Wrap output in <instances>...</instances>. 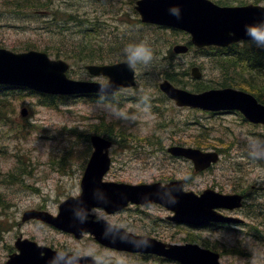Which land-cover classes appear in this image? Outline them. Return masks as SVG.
I'll return each instance as SVG.
<instances>
[{"label":"rangeland","instance_id":"1","mask_svg":"<svg viewBox=\"0 0 264 264\" xmlns=\"http://www.w3.org/2000/svg\"><path fill=\"white\" fill-rule=\"evenodd\" d=\"M53 1V9L63 7L61 0ZM133 1L82 0L81 5L72 1L68 3L73 7L80 6L74 16L84 11L94 15V9H105L110 15L122 16L106 17L101 22L112 28L129 29L132 41H144L152 49L153 55L148 62L134 63L137 76L133 88L119 92L113 103L75 100L53 108L39 104L36 96H13L11 110H3L5 116L0 119V179L12 171L16 173L19 159L23 161L24 165L20 164V167L22 170L25 168L26 173L21 170L17 181H0V264L13 252L14 240L19 235L78 255L94 256L102 264H162L139 255L104 249L87 235L75 240L37 222H20L22 212L27 209L44 207L56 214L60 201L80 193V179L91 151L86 135L109 125L115 133V146L110 150L113 166L105 177L106 181L137 184L164 182L168 177L184 178L187 179L186 188L194 192L206 187L230 192L247 184L246 193H257V197L248 201V209H244L252 211L255 204L264 207V193L260 191L264 184V129L247 125L236 114L210 117L199 110L177 107L173 101L166 100L157 89L161 76L151 70L150 64L156 60L158 49L166 53L176 43H185L187 36L153 26H137L133 20L138 18L133 14ZM224 1L231 4L257 1L264 5V0ZM24 10L16 9L14 12L0 8V47L13 50L12 47L22 48L25 43H32L35 47L46 48L49 42L56 41L49 31L48 21L41 18L32 20V17L47 15H38L34 9ZM55 16L67 17L61 13ZM95 50L98 55L100 49ZM209 53L213 51H208L207 56L204 52L192 50L185 55H175L173 62L181 71L188 72L192 62L197 64L202 69V83L213 85L216 82L209 79L223 81L225 77ZM71 72H74V79L104 81L102 78L92 79L81 66L72 67ZM192 82L199 85L197 81ZM186 88L190 89L189 86ZM135 97L142 98L146 106L128 100ZM21 107L28 111L24 118L19 116ZM200 133L205 142H200L201 149L218 147L222 151L220 161L211 171L195 173L187 162L166 157L164 151L167 146L191 143L195 146L194 141L199 139ZM208 133L207 139L204 136ZM254 149L260 155L254 156ZM230 176L234 180H229ZM92 213L96 219L104 218L129 232L152 236L166 243H183L188 235H195L197 239L215 246L218 252L231 250L238 244L236 248H242L246 256L225 253L222 257L224 264H264V215L260 216L261 220L254 221L248 217L247 227H241L234 233L226 228L191 231L166 224L164 219L170 213L159 206L129 208L110 216L97 209ZM258 221L262 223L260 229ZM250 226H253L251 230ZM256 232L262 240L252 236Z\"/></svg>","mask_w":264,"mask_h":264},{"label":"water","instance_id":"2","mask_svg":"<svg viewBox=\"0 0 264 264\" xmlns=\"http://www.w3.org/2000/svg\"><path fill=\"white\" fill-rule=\"evenodd\" d=\"M179 7V17L169 9ZM135 10L145 23L158 24L187 31L191 34V42L198 47L206 45L228 46L239 40L252 39L245 34L244 26L264 18V8L224 7L220 8L208 0H138ZM186 46L174 47L175 53L186 52ZM68 66L62 61H50L46 54L28 51L12 53L0 49V84L18 85L47 94L75 95L82 93H114L122 87L133 85L134 71L130 64L119 63L106 66H89L87 70L93 75L109 77L106 84L72 81L66 78ZM194 78H199L197 69H192ZM160 89L178 105H187L203 110H239L249 121L264 124V106L243 91L232 88L213 89L199 94H191L176 89L167 81L160 84ZM24 114V113H22ZM94 151L88 162L81 181V194L77 198H68L59 205V214L53 218L46 213L39 216L45 222L66 231L70 226H80V230L90 231L101 243L123 250L143 249L145 252H156L169 258L177 259L183 264H217L216 258L199 257L193 245L175 246L168 250L154 240L145 237L118 235L116 228L103 221H85L87 212L92 207H101L112 213L133 202L136 204L160 202L175 212L176 221L200 223L212 219L211 209L226 205L227 197L206 191L197 198L191 193L181 191L180 182H171L166 186L160 183L149 185H128L102 182L101 178L109 164L107 153L110 142L97 136L91 138ZM175 154H182L202 169L211 161H216L215 153H203L199 150L173 147ZM233 201V200H232ZM238 197L230 206H239ZM35 213H25L24 219L36 217ZM91 224V225H90ZM90 225V226H89ZM89 226V227H88ZM20 254L12 255L6 264H66L69 256H58L49 249L37 248L33 243L23 241L16 243ZM45 252L40 256V252ZM207 253V252H206ZM72 264H91L88 258L72 257Z\"/></svg>","mask_w":264,"mask_h":264},{"label":"trees","instance_id":"3","mask_svg":"<svg viewBox=\"0 0 264 264\" xmlns=\"http://www.w3.org/2000/svg\"><path fill=\"white\" fill-rule=\"evenodd\" d=\"M15 1L18 4L23 3V5H25L26 7H30L33 9L47 8L50 3V0L48 1L47 0H15ZM74 1H76L77 3L80 2V0H74ZM20 7L16 6V8H20ZM78 8L79 6L75 8L73 6L68 5V8L62 11L63 14L66 15L67 17L61 19L59 23H57L60 43L56 47H54L55 55L64 58H69V57L83 58L80 56H82V54L85 53L86 56L89 57L88 60L99 59V61L108 60L109 62L122 60L123 56H125L126 44L129 41L126 32L118 31L117 34H112L108 36L109 41L107 43L109 44V46L105 48H107L109 51H107L106 53H98V55H96L97 51L95 49H97V47L101 45L96 46L94 49H92L91 47H88L86 43H91V44L96 43L97 40H99V38H96L95 36L91 37L88 35H96L95 34L96 30L101 31V29H105L106 22L100 23V21L101 19H105L106 17L86 18L80 14L74 16V13L76 12V10H78ZM95 10L96 9H94V11ZM101 12L104 13V15L108 14V12H106L105 9ZM87 22L88 24H86ZM68 25H72L75 26L74 28H77V33H74V36L78 37L77 39L66 36L68 34L66 33L68 32L66 26ZM121 30H127V29L124 28ZM80 34L84 35L82 39ZM244 45H245L244 48L236 47V45L231 46L229 48V51H231V54L233 55V58H231L230 60V65L231 66L236 65L235 67H237V69L238 68L241 69V73L245 72V74L248 76H252L254 78L264 80V51L258 48H252L254 46L251 44H244ZM153 66L154 68L159 67L158 64H154ZM159 73L163 74L165 78H167L168 80L174 83H180V78L186 75V73L179 71L177 66L171 63L170 61H167L166 66L164 67V69L162 68V70H160ZM236 87L251 92L252 94L256 95L258 99L264 102V86H261L258 83L257 85L254 86L250 83V81H245L242 83H238ZM205 88L206 87H196L197 89L196 91H200ZM1 93L3 92H0V94ZM54 98L55 100L57 99L56 97L45 96L44 102L46 104H50V102L53 101ZM2 100H4V98L0 99V101ZM7 109H9V107L5 103L3 102L0 103V110H7Z\"/></svg>","mask_w":264,"mask_h":264},{"label":"clouds","instance_id":"4","mask_svg":"<svg viewBox=\"0 0 264 264\" xmlns=\"http://www.w3.org/2000/svg\"><path fill=\"white\" fill-rule=\"evenodd\" d=\"M169 11L179 17L178 6H173L169 9ZM244 28L246 35L250 36L258 44H264V18L257 20L255 23L246 24ZM125 51L127 53L129 62L133 65L136 61H142L146 63L152 58L153 55L152 49L144 41L140 43L128 44L125 48ZM104 82L106 83L107 81ZM252 154L254 156H258L260 155V152L254 149ZM72 259V257H69L66 264H72Z\"/></svg>","mask_w":264,"mask_h":264},{"label":"flooded vegetation","instance_id":"5","mask_svg":"<svg viewBox=\"0 0 264 264\" xmlns=\"http://www.w3.org/2000/svg\"><path fill=\"white\" fill-rule=\"evenodd\" d=\"M242 194V193H241ZM243 197H249L247 194H242ZM246 207V206H245ZM244 207V208H245ZM244 208L240 209V210H233V211H224V213H227L229 215H232V216H241V217H246V215L242 214L241 212L244 210Z\"/></svg>","mask_w":264,"mask_h":264}]
</instances>
